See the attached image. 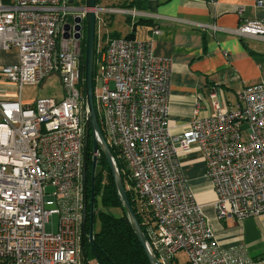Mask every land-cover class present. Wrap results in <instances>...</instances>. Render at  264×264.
Wrapping results in <instances>:
<instances>
[{"label": "built area", "instance_id": "2783aa9c", "mask_svg": "<svg viewBox=\"0 0 264 264\" xmlns=\"http://www.w3.org/2000/svg\"><path fill=\"white\" fill-rule=\"evenodd\" d=\"M87 8L73 0H0V52L17 50L8 63L0 54V73L17 87L14 98L0 97V264H100L80 255L89 236L87 217L81 233L87 104L80 43ZM93 9L96 21L100 11L154 17L135 6L96 3ZM232 32L264 41V17L243 20ZM105 40L94 105L109 147L123 157L150 211L143 232L157 260L172 264L182 250L187 264H264L241 245L222 246L178 161L181 150L202 152L218 218L263 214L264 76L238 92L234 107L213 100V112L203 116L196 102L192 120L176 134L167 122L170 59L154 55L151 40ZM52 70L61 77L62 97L23 101V84L39 83Z\"/></svg>", "mask_w": 264, "mask_h": 264}, {"label": "crops", "instance_id": "0c3cea01", "mask_svg": "<svg viewBox=\"0 0 264 264\" xmlns=\"http://www.w3.org/2000/svg\"><path fill=\"white\" fill-rule=\"evenodd\" d=\"M255 1L146 0L145 10L154 17L143 23L148 27L142 37L135 31L134 36L151 40L153 54L171 61L167 122L172 133L187 128L196 102L203 116L213 112V100L234 107L238 92L264 76V41L232 32L243 20L264 17V5ZM155 26L156 33L152 31ZM10 54L2 52L1 61L15 60V54ZM178 161L222 246L241 245L250 257H264V213L218 218L202 152L196 147L181 150Z\"/></svg>", "mask_w": 264, "mask_h": 264}, {"label": "trees", "instance_id": "16d2710c", "mask_svg": "<svg viewBox=\"0 0 264 264\" xmlns=\"http://www.w3.org/2000/svg\"><path fill=\"white\" fill-rule=\"evenodd\" d=\"M96 3H99L96 0ZM117 5L125 7H137L144 9L147 6L146 0H117ZM115 4V5H116ZM151 20L149 17H139L137 21L141 23H146ZM134 24L132 30L125 36H134ZM122 35L118 31H110L107 36H118ZM104 36V38H106ZM80 68L81 76H84V53H85V38L81 40L80 43ZM99 52H97L96 47V31H95V44H94V56L97 57ZM97 64V59L95 65ZM98 74V64L97 68L93 66V88L95 86L96 76ZM96 116L100 128L103 133V120L99 115L97 109L95 108ZM92 132L89 131L88 134V146L86 154V169H85V179H86V192H87V202H86V217L89 220V196L93 193V220L94 216L98 215L99 218V228L93 230L92 237L85 235L83 237L82 248L84 254L87 256L90 253L95 259L99 261L100 264H149L148 258L145 251L136 237L129 219L127 217L124 206L121 200L117 196V191L115 188L113 176L109 168L108 162L104 154L99 150L95 169L92 173V161H93V149H92ZM112 154L115 158L116 165L121 174L123 183L126 187V192L130 204L134 210L137 220L145 232V226L152 221L150 211L144 203V200L138 195V193L133 188V181L129 176V170L126 166V162L123 157L118 153L117 149L111 147ZM99 196V201L102 207L97 206V198ZM138 200L140 204H138ZM104 207V208H103ZM89 229V225L86 226Z\"/></svg>", "mask_w": 264, "mask_h": 264}, {"label": "water", "instance_id": "95a60500", "mask_svg": "<svg viewBox=\"0 0 264 264\" xmlns=\"http://www.w3.org/2000/svg\"><path fill=\"white\" fill-rule=\"evenodd\" d=\"M85 5L88 7L85 11V15L83 17L84 25H85V53H84V96L86 99L87 104V113L84 121V142H83V178H82V185H83V196H84V206H83V219L81 224V233H85V220H86V202H87V192H86V179H85V169H86V154H87V146H88V134L89 131L92 132L93 140H92V149L95 152L93 154V161H92V173L95 169V163L97 158V151L100 150L109 165L111 170L115 188L117 191V196L121 200L122 205L125 208L127 217L131 224V227L138 238L139 242L141 243L145 254L148 258L149 264H160L157 260L155 254L151 250L146 236L137 220V217L134 213V210L130 204L128 199V195L126 192V187L123 183L121 174L118 170L116 162L113 158V154L111 148L109 147L104 134L100 128V125L97 120L94 99H93V65H94V44H95V31H96V16L95 10L93 9L96 5V0H85ZM76 21L75 28L77 29L76 35L80 36V29H81V21L82 17L76 15L74 17ZM64 26L67 28L68 23H65ZM93 193L89 196V230L88 235L92 237V222H93ZM81 257L83 256V250L80 252Z\"/></svg>", "mask_w": 264, "mask_h": 264}, {"label": "rangeland", "instance_id": "374dc122", "mask_svg": "<svg viewBox=\"0 0 264 264\" xmlns=\"http://www.w3.org/2000/svg\"><path fill=\"white\" fill-rule=\"evenodd\" d=\"M117 0H98L99 4L101 6L116 4ZM76 4H82L85 2V0H73ZM117 5V4H116ZM139 16L130 17L126 13L121 12H115L111 13L108 11H100L99 12V19L96 21V47L97 52H99L98 56H94V65L95 68H97V64L95 65L96 59H100L103 51V47L105 44V38L106 34H108L110 31H118L120 34H123L124 32L132 30L133 22L134 24V31L138 37H142L146 33L147 25L137 21ZM85 38V27H82V35L81 40ZM16 48H10L9 50L2 51L13 53L16 56ZM0 52V54L2 53ZM97 87V76L95 81L94 88ZM5 93V94H4ZM17 94V87L14 85L9 84L4 78L3 75L0 73V97H6L9 99L14 98V96ZM6 95V96H5ZM63 95V85L61 81V77L59 73L56 70H52L49 73H47L42 80L39 83L36 84H23L20 92V96L23 99V101H30L38 97H54L56 99H60ZM97 198V206L96 207H102L99 196L96 195ZM138 204H140V201L138 200ZM104 208V207H103ZM52 222L54 224V229L57 222V214L52 215ZM99 218L98 215L94 216V220L92 222V230H97L99 228ZM87 257L89 259H93L94 257L88 253ZM174 257L172 259V264H187V256L184 251L180 250L177 251L174 254ZM256 259V258H255Z\"/></svg>", "mask_w": 264, "mask_h": 264}, {"label": "flooded vegetation", "instance_id": "af4514ba", "mask_svg": "<svg viewBox=\"0 0 264 264\" xmlns=\"http://www.w3.org/2000/svg\"><path fill=\"white\" fill-rule=\"evenodd\" d=\"M82 24H83V23H82ZM82 27H85V26H84V24H83V26H82Z\"/></svg>", "mask_w": 264, "mask_h": 264}]
</instances>
